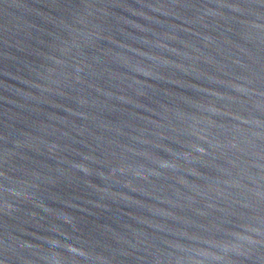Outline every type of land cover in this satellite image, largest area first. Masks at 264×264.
<instances>
[{
  "label": "water",
  "instance_id": "water-1",
  "mask_svg": "<svg viewBox=\"0 0 264 264\" xmlns=\"http://www.w3.org/2000/svg\"><path fill=\"white\" fill-rule=\"evenodd\" d=\"M0 264H264V0H0Z\"/></svg>",
  "mask_w": 264,
  "mask_h": 264
}]
</instances>
